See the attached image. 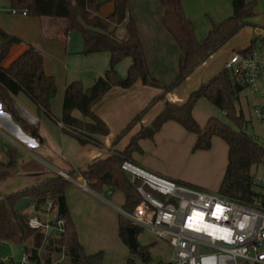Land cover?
<instances>
[{"label": "trees", "instance_id": "obj_1", "mask_svg": "<svg viewBox=\"0 0 264 264\" xmlns=\"http://www.w3.org/2000/svg\"><path fill=\"white\" fill-rule=\"evenodd\" d=\"M165 11L162 23L178 43L181 55L179 59V73L170 85L155 79L149 72L146 57L139 39L137 27L129 17V0H114V11L108 18H102L99 13L102 8L97 0H11L12 9L27 12L28 17L63 20L66 32H79L83 39L81 55L92 56L101 53L109 54V67L103 76L96 79L94 84L85 89L81 82L70 83L64 92L62 112L59 122L63 131L72 136L80 145H99L96 136L110 135L108 126L95 113L94 107L113 89H131L136 83L161 91L150 104L141 111L126 128L115 137L113 146L122 141L146 114L158 102L164 103L162 112L151 125L142 126L133 136L123 151L115 150L106 158L92 161L83 168L68 173L72 180L81 177L88 187L96 194H101L104 188L124 195L125 203L122 210L133 212L140 204L141 198L138 188L142 183L132 181L121 166L123 162L134 163V152H141L140 142L153 140L168 122L179 124L187 133L196 136L194 151H205L212 147L214 138L223 140L228 146V163L218 194L243 204L264 201V191L252 183V175L261 172L264 165V147L253 137L244 132L247 124L243 112L239 108L240 95L248 88L240 83L231 73L223 68L217 75L203 84L197 91L191 93L182 103H172L167 95L173 92L201 65L207 62L216 52L224 47L233 37L246 28H262L255 19L257 1L231 0L233 13L227 20L217 24L212 23L206 39L199 42L195 36L194 25L183 10L185 0H160ZM169 15V17H168ZM174 25L178 34L169 25ZM125 24L126 37L119 39L110 27L116 28ZM22 43L21 39L10 35L0 28V104L10 115L22 131L32 138L42 142L38 126L32 125L22 116L17 104V97L21 93L27 95L37 106L39 112L52 116L51 103L57 95L56 80L44 73V59L42 53L33 46L23 52L9 66L5 67L11 49ZM264 48V38L252 40L250 45L239 52L249 54L258 47ZM131 59L132 64L127 74L121 76L118 65ZM201 99H207L218 109L222 110L234 127L223 123L217 118H210L205 127H201L193 117V111ZM80 113L82 119L76 118L74 113ZM19 164L17 150L8 149L0 158V185L7 178L14 175ZM188 187L185 183H178ZM73 185L72 181L56 174L44 179L25 191L3 197L0 195V264H14L3 261L2 249L5 243L23 245L29 260L38 264H51L54 254L64 253V264H102L103 252L88 255L78 236L76 223L66 205V191ZM23 197L34 199L35 212H43L46 204L52 202L58 206V199L65 202V214L60 217L64 221L63 232L57 238L42 230H35L29 226L28 213L17 212L15 203ZM134 228L138 249L136 254L143 263L151 261V246H141L137 240L144 232L119 214L118 236L122 243L129 247L128 230ZM50 241L47 253L41 254L46 242ZM130 249V248H129ZM127 264H135L134 259H128Z\"/></svg>", "mask_w": 264, "mask_h": 264}, {"label": "crops", "instance_id": "obj_2", "mask_svg": "<svg viewBox=\"0 0 264 264\" xmlns=\"http://www.w3.org/2000/svg\"><path fill=\"white\" fill-rule=\"evenodd\" d=\"M97 1L102 4V8L99 13L100 17L108 18L113 14L114 0ZM193 1L194 0H185L183 2L185 16L192 22L196 21L195 11L193 10ZM246 1L249 2L248 0ZM129 3V17L133 19L137 27L139 39L146 57L150 74L161 83L170 82L172 79H174V77H177L179 73V59L181 50L174 37L168 32L162 23V17L165 11L164 5L160 0H129ZM26 18H28V16ZM35 20H38L40 23L42 34L40 35V38L42 43L37 44L36 40V43L30 42L25 43V45L20 44L14 46L11 49L10 54L15 49L18 51L12 59L8 60L7 58V60L4 62V66H9L23 52H25L28 46H33L40 52L42 51V56L44 59V73L48 77H53L56 80L57 85V95L51 103L52 116L44 112H39L36 104L31 99L30 100L33 102L34 106L25 103L23 99L18 100L20 98L18 95L17 104L22 116L32 125L38 126L42 137V142L32 138L29 134L22 131L21 128L13 121L10 115H8L3 110L1 104L0 126L2 128L1 154L8 149H14L17 151L22 150L25 153H29V157L32 159V161L29 162L27 157H25V159L23 158L22 161L19 160L18 165L23 168V173H25L26 176L28 175L34 178L36 184L37 182L50 178L56 174L63 173L68 175V173L83 168L92 161L106 158L111 152L115 150L123 151L128 146L130 139L139 132L142 126L147 127L152 124L154 119L162 112L164 103H156L146 114V116H144L141 123L138 124L116 146H113L115 137L119 135L126 128V126L161 93V91L144 86L140 82L136 83L129 90L115 88L111 90L103 98V100L94 107L95 113L108 126L110 135L107 137L96 136L95 139L99 143L97 146L93 144L86 146L80 145L72 136L66 134L63 131V125L59 122L61 118L62 102L65 89L70 83L74 82L75 78H69V75H66V79L64 81L59 79L60 72H58L56 67H52L47 62L45 56L46 54L43 51H47L50 47L52 50H54V53L58 54L59 56V59H54L55 65L56 61L57 63L61 64L63 63L62 61H64V59H68V56H70V58H72V56H81V52L83 50V39L80 47L70 52L67 49V45L68 39L70 38L72 32H66L65 21L50 19L49 21L43 22L42 18H37ZM255 22L258 25L264 27V14H258ZM123 25L125 27V24ZM49 27L53 28V32H51L50 35H47L44 31L51 30ZM119 27L120 26L116 28L114 25H112L110 27V31H118ZM246 31L250 32L251 34L258 35L259 37H264V29L262 28H248ZM18 38L21 39L20 37ZM249 45L250 44L240 48V50L246 49ZM230 56H227L223 66H221V64L209 65L210 63L200 66L192 74V80H194L193 85H197V88L207 83L211 78H213L223 68H225ZM109 59L110 57L108 53H101L87 57V61L85 62L90 67L92 72H96V74L94 73L93 84L96 79L100 77H97V75H99L101 71L104 73L105 70L108 69ZM126 60H130L129 63H126L129 69L132 61L131 59ZM120 64L118 65L117 70L119 74L122 75L125 65ZM188 94L189 93L183 94L178 90L168 94L167 100L172 103L182 104L188 99ZM74 116L76 118L82 119L80 113L78 112H75ZM194 119L196 120L195 117ZM51 121L57 124L58 128H60V131L57 132V130L50 128L51 125L49 123ZM205 125L200 126L203 128ZM186 134L187 132L179 124L175 122H168L163 126L161 131L154 137L153 140L159 142L162 139L165 140V137L168 136H179V138H182L187 136ZM188 135L193 136L194 138L192 143H196V136L190 133H188ZM149 142L150 140L140 142L141 152L137 151L133 153L132 158L137 166L158 176L170 179L176 183H185L194 187H198V190L211 192L217 189L216 191H219L228 163V154L221 176H219L220 174L217 172L214 173L213 178H206L203 180L188 178L185 180V178H181L180 176L175 175L173 172L168 171L166 167L160 163L161 160L158 158L161 156L157 155L156 150L150 148L149 144L151 143ZM52 144L57 146L56 150L51 148ZM199 152L200 151H198L197 154H199ZM198 168L200 167L195 165V169L199 170ZM77 180H80V177ZM89 190V192L84 191L79 186H76L75 183H73V185L66 191V205L76 223L81 244L84 246L88 255H93L102 251L105 253V255L107 254L104 258L103 264H127L129 259L127 256L128 252L126 246L119 239L118 224L117 233L109 237L103 234L105 226L104 224H106L108 221V217L113 214V210L115 209L114 206H112L109 201L101 196V194L94 193L90 188ZM109 195L111 194L109 193ZM124 203L125 197L122 206ZM31 208L33 210V214L30 216L36 215L43 222L54 223L53 225H55V222L59 218L58 209H54L50 212H47L46 209L43 212H35L33 206ZM55 231L56 229L54 228L51 233L52 237ZM149 234L151 233L149 232ZM49 244L50 241H47L41 251V254L47 253V247ZM99 249L102 251H99ZM25 252L26 250L24 247L23 254ZM62 254L65 255L63 252ZM55 255L56 254H54L52 257L53 260L51 264L56 263ZM7 257L12 258L13 263L15 264V258L13 255ZM21 259L18 262L19 264ZM171 259L172 253H170L168 260L162 258V261L159 262V264H170Z\"/></svg>", "mask_w": 264, "mask_h": 264}, {"label": "built area", "instance_id": "obj_3", "mask_svg": "<svg viewBox=\"0 0 264 264\" xmlns=\"http://www.w3.org/2000/svg\"><path fill=\"white\" fill-rule=\"evenodd\" d=\"M11 14L27 17L26 11L12 9ZM225 68L253 94L261 95L255 113L257 120L264 123V58L260 49L249 54L233 53ZM121 169L142 186L138 188L140 204L133 212L119 209V214L133 226L167 242L172 249L170 264H264L263 200L243 204L180 185L129 161L123 162ZM60 175L82 190L90 191L83 179L72 180L66 174ZM252 183L264 191V165L261 172L252 175ZM57 208L52 202L46 204L47 212ZM53 224L43 222L36 215L29 217L32 229L46 233L55 228L63 232V219L58 218ZM28 259L25 252L20 264H27ZM3 261L13 263L10 257Z\"/></svg>", "mask_w": 264, "mask_h": 264}, {"label": "rangeland", "instance_id": "obj_4", "mask_svg": "<svg viewBox=\"0 0 264 264\" xmlns=\"http://www.w3.org/2000/svg\"><path fill=\"white\" fill-rule=\"evenodd\" d=\"M248 1L252 2L255 0H248ZM193 7H194L193 10L195 11V15H196V19H195L196 21L193 22V25L195 30V36L199 42H203L206 39L209 31L212 29V23L219 24L227 20L229 17H231L233 13L231 0H213V1L194 0ZM11 10H12L11 0H0V28H2L5 32H7L10 35L13 36L16 35L20 37L22 39L21 45H25V43L35 42L36 40H37L36 41L37 44H41L42 42L40 35L42 34H41L40 23L38 22V20H35L37 18L34 17L26 18L20 15L14 16L11 14ZM255 12L257 14V17L258 14H264V0L257 1ZM49 20L50 19L48 18L46 19L42 18L43 22ZM169 22H170L169 25L173 28L174 32L178 34V30L174 29L176 27L174 25H171V21ZM50 29L51 30L49 31L46 30L44 32L47 35H50L51 32H53V28ZM246 29H244L243 31L238 33L235 37H233L224 47H222L218 52H216L211 57V60L209 59L204 64L206 63H210L209 65L221 64V66H223V64L227 59V56L230 55L232 56L233 52L234 53L239 52L240 48L247 46L252 42V40H255L257 38H262L259 37L258 35L247 32ZM115 35L119 39H124L126 37V29L124 25L119 27V30L115 32ZM81 44H82L81 34L77 31L72 32L70 38L68 39L67 49L71 52L72 50L79 48ZM258 48L260 49V55L264 58V48H261L260 46ZM17 51H18L17 49L13 50V52L9 55L8 60L12 59L16 55ZM43 52L46 54L45 56L47 62L52 67H56L58 69V72H60L59 79L64 81L66 79V75L67 76L69 75V78H75L74 81L81 82L85 89L92 86L94 81L93 79L94 73L96 74V72H92L90 67L85 62L87 61L86 60L87 57L90 56L81 55V56H72V58L68 56L67 60L64 59V61H62L63 63L59 64L56 61V65H55L54 59L56 60L59 59L58 54L54 53V50H52L50 47L48 48L47 51L44 50ZM129 62L130 60H124L121 62L120 65H125L124 66L125 68L121 76L126 75L128 70V65L126 63ZM103 74H104L103 71H101L99 75H97V77L103 76ZM192 74L173 92L179 90L183 94L189 93L187 95L188 98L191 95V93L197 91L202 85L200 87H197L198 89L196 88L197 85H193L194 80H192ZM175 79L176 77H174V79H172L168 83L167 82L166 83L163 82V83H165L166 85H170L171 83L174 82ZM19 96L20 98L18 100L23 99L25 103L34 106L33 102L30 100V98H28L27 95L21 93ZM260 101H261V95H255L251 92L249 88H246L240 95L239 108L242 110L243 117L247 122V124L243 128L244 132H246L248 135L253 137L261 146L264 147V123L259 122L257 120L255 113ZM194 117L201 126L205 125L208 119L217 118L223 123L234 127L233 124L229 121V119L225 115V113L222 110L218 109L216 106H214L207 99H201L197 103L194 109ZM49 124L51 125L50 128L57 130V132L60 131L59 130L60 128H58L57 124H55L54 122L51 121ZM186 135L187 136H184L182 138H179V136L178 137L168 136L165 137V140L162 139L159 142L150 140L149 143L151 144L149 145L151 149L157 151L158 156H161L158 159L161 160L160 163H162L168 171L173 172L175 175L180 176L181 178H185V180H187L188 178L202 179V180L206 178H213L214 173L217 172L220 174L219 176H221L224 166L226 164L227 154H228L226 143L219 138H214L212 141L211 149L200 151L199 154H197L198 151L197 152L194 151L193 148L195 143L194 144L192 143L194 137L188 135V133ZM1 141L2 139L0 138V142ZM56 147L57 146L55 144L51 145L52 149L56 150ZM18 153H19V160L22 161L23 158L25 159V157H27L29 162L32 161V159L29 157V153H25L22 150L20 151L18 150ZM195 165H197V167H200L198 168L199 170L195 169ZM15 173L18 174L17 175L14 174L10 176L4 182L1 183L0 185L1 196L6 197L9 195L18 194L35 185L36 181L34 180V178L28 175L26 176V174L23 173V168H21L20 166L17 167ZM80 179L82 178L80 177ZM75 185L78 186L77 184ZM188 187L192 189L194 188L198 189V187H194L192 185H189ZM216 190L217 189L208 193L218 194V191ZM109 193L111 195H109ZM101 196H103L107 201H109L112 204V206H114L115 208L113 210V214H111V216L108 217L109 218L108 221L106 222V224H104L105 226H104L103 234L109 237L117 233V224H118L117 220L119 217L118 209L123 207L122 204L124 202V197L121 193L112 192L108 188L103 189ZM25 212L28 213L29 215L33 214L32 208L26 210ZM58 235L59 232L56 230L53 234V238H57ZM137 240L141 246H151L150 249L151 261L149 263H143L140 260V258L136 254H132L129 247L126 246L128 252L127 254L128 258L134 259L135 264H159V262L162 261V258L168 260L170 253H172V249L167 242L155 238L153 235L149 234L148 231H144L143 233H141L138 236ZM23 251H24L23 245L5 243L2 249V257L5 258L7 256L13 255L15 258V264H19L18 262L20 261L23 255ZM99 251L102 250L99 249ZM103 254L105 258L107 254L105 255L104 252ZM55 256H56L55 264H64L66 262V256L63 255L62 253L56 254ZM27 264H38V263L28 259Z\"/></svg>", "mask_w": 264, "mask_h": 264}, {"label": "water", "instance_id": "obj_5", "mask_svg": "<svg viewBox=\"0 0 264 264\" xmlns=\"http://www.w3.org/2000/svg\"><path fill=\"white\" fill-rule=\"evenodd\" d=\"M35 201L34 199L30 198V197H23L20 198L14 206L15 211L17 212H24L28 209H30L33 205H34ZM58 215L60 217L64 216L65 214V202L64 199L62 197H60L58 199ZM53 229H51L49 231V235L52 233ZM128 244H129V248L130 250L136 252L138 249L137 243H136V237H135V230L134 228H130L128 230Z\"/></svg>", "mask_w": 264, "mask_h": 264}]
</instances>
